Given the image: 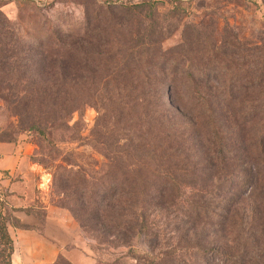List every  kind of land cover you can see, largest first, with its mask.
Listing matches in <instances>:
<instances>
[{
  "label": "trees",
  "instance_id": "16d2710c",
  "mask_svg": "<svg viewBox=\"0 0 264 264\" xmlns=\"http://www.w3.org/2000/svg\"><path fill=\"white\" fill-rule=\"evenodd\" d=\"M170 1L167 16L158 12L162 0H96L78 29L43 16L38 24L22 20L42 32L39 38L22 35L0 6V98L17 116L16 129L49 143L54 130L63 142L85 140L73 117L85 104L94 108L90 144L101 146L103 167L88 174L73 169L66 153L58 157L65 164L52 165L58 206L81 230L98 220L97 233L128 245L153 231V206L177 196L180 172L202 179L215 170L213 179L223 182L187 199L190 216L215 219L203 245H187L192 264H264V46L232 33L216 37L209 27L185 21L180 40L164 47L172 32L167 19L187 12L181 1ZM161 90L171 94L169 102ZM122 133L117 156L109 136ZM182 149L194 158L205 150L208 162L172 166ZM220 187L234 194L218 209L210 200ZM77 203L90 209L77 212ZM10 220L0 200V264H11ZM12 220L16 228H31ZM218 231L230 234L224 245L214 241Z\"/></svg>",
  "mask_w": 264,
  "mask_h": 264
},
{
  "label": "rangeland",
  "instance_id": "374dc122",
  "mask_svg": "<svg viewBox=\"0 0 264 264\" xmlns=\"http://www.w3.org/2000/svg\"><path fill=\"white\" fill-rule=\"evenodd\" d=\"M128 1L135 3L141 0ZM179 1H181V5L186 7L187 12L180 13L179 17L171 15V18L167 19L170 22L169 30L172 32L164 41V47L171 46L180 40V26L185 21L197 22L207 28L209 27L216 37L220 34L232 33L237 35L239 39H246L252 43L264 46V0ZM95 2L96 0H0V6H4V12L10 20L20 23L19 25L22 27L21 34L28 35L32 34L33 30L28 29L29 27H27L26 23H21V21H30L38 24L41 19L40 16L48 20L59 19L61 23L63 22L66 25L64 26L66 29L81 28L86 14L93 13ZM171 7L170 0H162V3L158 5V12L161 15L167 13L168 16ZM38 32H40L39 29H35V32H33L35 38L41 36L42 32ZM8 80H13V78L6 77L5 81ZM161 92L163 101L165 103L169 102L171 94L167 90H164V92L161 90ZM157 97L153 93V100ZM95 115L94 108L88 104L83 106L80 115L74 114L73 120L78 119L80 122L79 130L85 140H81V142H63L60 131L50 129L49 132H53L49 134L51 141L49 143L40 138L34 131L16 129L14 126L17 123V116L9 109L5 100L0 98V139H2V142L18 143L22 146L26 144L31 148V153L22 159L21 169L12 172L10 176L6 175L5 180L19 181L21 192L28 196V200L31 201V208L37 214L40 215L42 212L43 202L41 200L43 198L47 204L62 208L58 206L59 194L56 192V188L53 187L52 177L54 170L52 165L65 164L58 157L65 156L64 154L66 153L69 156L70 163L75 165L73 169L78 170L80 167L87 174L103 167V163L107 161L98 151L101 146L90 144L91 138H93L91 127L93 126ZM125 135L126 133L109 136V141L113 145L112 148L117 147V152H115L117 156L122 155V151H118V148L121 146L120 141ZM157 143L160 144V142L156 141ZM181 151L182 153L177 158H172V166L180 167L179 165L182 162L186 165L194 164L197 161L208 162L205 160V150H199L201 158H194L193 155L191 156L189 152L183 149ZM181 158L186 159L183 160ZM178 174L179 172L174 173L175 176H178ZM214 174L216 175L215 170ZM214 174H206L201 179L198 173L180 172L178 181L181 186L177 196H172L171 200L163 199L156 206H153V231L150 234L133 236L129 239L128 245H118L116 241H111L107 234L97 233L96 229L100 227L98 220L86 221L87 230H81L71 213L67 209H63L70 214L79 227V242L86 254L91 258L90 264H192L195 263L194 257L192 258L189 252L191 247H187V245L193 242L203 245V240L206 238L207 233L212 234L211 230L213 227L208 225H210V222L214 223V221L209 219H215L208 216L205 220H199L190 216L188 214L187 199L190 194L198 191L197 189L201 191L209 190L213 182H223L222 180L213 179ZM209 176H212L211 180L207 181ZM61 189L63 190V187ZM225 189L220 187L218 188L220 191L213 190L215 196L210 201L217 202L215 207L218 209L223 207L222 204L225 203L220 201L225 200V197H228L230 193L234 194L233 190ZM7 194L8 192L4 187L0 188V200L3 202L5 214L11 218V225H13L14 208L6 198ZM72 196L74 197V195ZM240 198L238 197L236 200L238 201ZM79 203L76 204L78 208L73 206L75 211L78 212L81 208L85 209V211L90 209L87 204H84L83 207ZM242 204L247 205L246 202H242ZM218 211L217 213H221V210ZM222 215L224 216V214ZM214 236V241L220 245H224L230 239V234L226 235L222 231L216 232ZM249 246L251 247V244ZM145 253L153 256V259L144 256ZM212 259L209 261H212ZM67 263L69 261L61 256L56 264Z\"/></svg>",
  "mask_w": 264,
  "mask_h": 264
},
{
  "label": "crops",
  "instance_id": "0c3cea01",
  "mask_svg": "<svg viewBox=\"0 0 264 264\" xmlns=\"http://www.w3.org/2000/svg\"><path fill=\"white\" fill-rule=\"evenodd\" d=\"M30 153L29 145L0 141V188L8 192L6 198L14 208L13 216L31 227L22 229L8 224L14 246L11 264H53L61 256L71 264H90L91 258L79 242V227L65 209L51 206L43 198L39 217L28 196L21 192L19 181L5 180L6 175L21 169L23 157ZM29 208L32 211L26 212Z\"/></svg>",
  "mask_w": 264,
  "mask_h": 264
}]
</instances>
